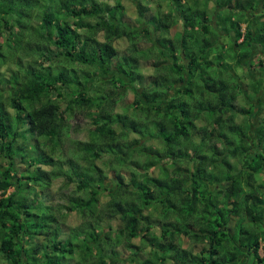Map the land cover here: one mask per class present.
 <instances>
[{
	"label": "trees",
	"instance_id": "16d2710c",
	"mask_svg": "<svg viewBox=\"0 0 264 264\" xmlns=\"http://www.w3.org/2000/svg\"><path fill=\"white\" fill-rule=\"evenodd\" d=\"M162 1L0 0V264H264V0Z\"/></svg>",
	"mask_w": 264,
	"mask_h": 264
},
{
	"label": "rangeland",
	"instance_id": "374dc122",
	"mask_svg": "<svg viewBox=\"0 0 264 264\" xmlns=\"http://www.w3.org/2000/svg\"><path fill=\"white\" fill-rule=\"evenodd\" d=\"M125 1L127 2L128 8H129L126 11V14L125 15H126L127 19L132 18V20L134 21V18L136 17L135 14L138 15L137 12H136L137 11V8L135 9L134 5L131 6V4L128 3L129 0H125ZM157 1L160 2V3L163 2L162 0H157ZM18 5H20V4H18ZM22 5L23 4H21V6ZM3 14H4V12H3ZM4 15H5L4 18L9 19V22L10 23H14L13 22V16H11L12 15L11 12H10V14H8V13L6 14L5 13ZM32 31H33V29L31 28L30 34L29 33H26L25 37H23V38L21 37V41H20L21 45L19 46V48L17 49V51L14 52V54L12 56L13 57V60H12V58H10V56H9V54H10L9 42L5 40L6 39V35L8 33V29L7 30L6 29L3 30V34L0 35V39H1V41H0V43H1L0 51L3 53L4 57H6V60H4L2 57H0V64L3 65L0 68L1 76L5 77L7 79L9 78L8 75H7V73H6V70L10 69V66H13L14 65L13 64V61H17L18 58H20V60H18V65L15 68L13 66V69L16 70V71H19V69H18V66L19 65H21L22 63H24V62L27 61V53L28 52L32 53L33 52V48H35L32 39H33V37L36 34L34 35L33 34L34 32L32 33ZM99 37L103 40L104 39V33L103 32H100L99 33ZM39 53H40V51H39ZM35 58H36V56H35ZM9 73H11V72H9ZM22 74H23V72H22ZM0 83H1L0 84L1 87L3 86L4 88H6V80L4 78H0ZM126 97H127L126 101H131V99L133 97L132 96V93H127L126 94ZM70 122H71V125L72 126H75V127L76 126H81L82 127L86 123L85 120L81 119V117H79V116L75 120H71ZM72 134L74 136H78V137H82L83 136L82 133H78L77 131L72 132ZM60 182L61 181L58 180L57 183H56V185H58ZM11 190L12 189L10 188L8 191H11ZM74 217H75L74 213L68 214L65 217V221L66 222H69V223L71 221L74 222L76 220V218L74 219ZM230 227H233V224L228 225V232H230ZM226 236L228 237V235H226Z\"/></svg>",
	"mask_w": 264,
	"mask_h": 264
}]
</instances>
